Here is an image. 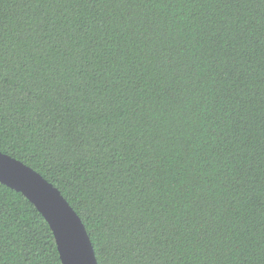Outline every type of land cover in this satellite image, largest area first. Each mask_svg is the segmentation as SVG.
Instances as JSON below:
<instances>
[{"label": "trees", "instance_id": "trees-1", "mask_svg": "<svg viewBox=\"0 0 264 264\" xmlns=\"http://www.w3.org/2000/svg\"><path fill=\"white\" fill-rule=\"evenodd\" d=\"M0 64V151L98 264H264V0H0ZM0 264H61L1 182Z\"/></svg>", "mask_w": 264, "mask_h": 264}, {"label": "water", "instance_id": "water-1", "mask_svg": "<svg viewBox=\"0 0 264 264\" xmlns=\"http://www.w3.org/2000/svg\"><path fill=\"white\" fill-rule=\"evenodd\" d=\"M0 182L21 192L46 219L61 264H98L82 219L52 182L20 159L2 151Z\"/></svg>", "mask_w": 264, "mask_h": 264}, {"label": "snow or ice", "instance_id": "snow-or-ice-1", "mask_svg": "<svg viewBox=\"0 0 264 264\" xmlns=\"http://www.w3.org/2000/svg\"><path fill=\"white\" fill-rule=\"evenodd\" d=\"M3 79H4V77H3V66H2V64H0V81H2ZM33 86H34L33 84H30L27 82H21L19 91H23L24 89H27L29 92H31V89ZM22 97L23 96H21L19 99L23 100ZM3 100H4V97L2 94V85H0V104L3 103ZM52 146H53V148L56 147L55 141H53ZM54 155L56 156L57 159H60L62 156H64V153L63 152H54ZM84 184L86 187L91 184V178L88 177L87 175L85 176Z\"/></svg>", "mask_w": 264, "mask_h": 264}]
</instances>
